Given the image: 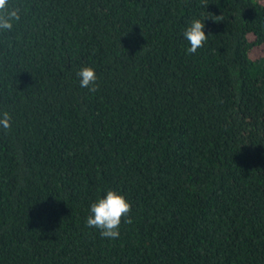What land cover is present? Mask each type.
I'll return each mask as SVG.
<instances>
[{
	"label": "trees",
	"instance_id": "obj_1",
	"mask_svg": "<svg viewBox=\"0 0 264 264\" xmlns=\"http://www.w3.org/2000/svg\"><path fill=\"white\" fill-rule=\"evenodd\" d=\"M204 3L8 0L0 264H264V0ZM108 190L112 240L85 227Z\"/></svg>",
	"mask_w": 264,
	"mask_h": 264
},
{
	"label": "clouds",
	"instance_id": "obj_2",
	"mask_svg": "<svg viewBox=\"0 0 264 264\" xmlns=\"http://www.w3.org/2000/svg\"><path fill=\"white\" fill-rule=\"evenodd\" d=\"M7 3L8 0H0V13H6L0 14V31H10L13 26L12 21L19 20L18 9L8 10ZM202 4L204 7L207 6L204 0H202ZM208 15L212 17L210 14ZM219 19H221L220 16L215 17V20ZM215 20L213 21L215 22ZM204 28L203 21L195 18L186 26L182 33L190 45L185 50L186 55L195 54L207 42L208 36L205 35ZM76 77L80 88L87 89L89 93L99 90L98 77L94 68L83 66L76 72ZM10 128L11 115L6 111L0 112V129ZM131 210L132 205L123 195L108 190L103 198H98L90 205V214L86 217L85 227L97 230L102 239H117L120 235L122 218H124V223H132V220L128 218Z\"/></svg>",
	"mask_w": 264,
	"mask_h": 264
}]
</instances>
